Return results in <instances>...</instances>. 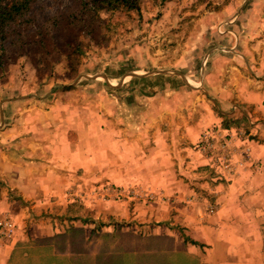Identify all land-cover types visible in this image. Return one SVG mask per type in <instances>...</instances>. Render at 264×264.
<instances>
[{
	"label": "rangeland",
	"instance_id": "374dc122",
	"mask_svg": "<svg viewBox=\"0 0 264 264\" xmlns=\"http://www.w3.org/2000/svg\"><path fill=\"white\" fill-rule=\"evenodd\" d=\"M124 1L0 0V150L24 151L32 141L48 152L54 140L69 138L89 152L93 141V166L126 169L127 159L129 171L168 172L163 148L182 135H247L251 141L253 124L241 107L229 110L236 118L221 104L223 90L262 78L256 68L264 65V0H128L133 7ZM137 135H146V154L122 155L126 136ZM152 135L164 138L160 154L150 153L159 141ZM119 182L81 189L95 199L98 216L110 202L151 207L158 199L137 183ZM129 187L139 194L125 196ZM143 191L156 200H142ZM207 206L213 216L217 206ZM124 226L100 220L91 249L120 260L121 246L137 243L144 251L138 263H183L172 254L173 238L132 239L122 234ZM176 252L200 264L195 255Z\"/></svg>",
	"mask_w": 264,
	"mask_h": 264
},
{
	"label": "crops",
	"instance_id": "0c3cea01",
	"mask_svg": "<svg viewBox=\"0 0 264 264\" xmlns=\"http://www.w3.org/2000/svg\"><path fill=\"white\" fill-rule=\"evenodd\" d=\"M256 75L262 78L241 79L237 88L222 89L227 104H221L222 112L238 118L239 114L229 111L237 105L253 124L254 135L248 142L251 159L247 162L236 157L235 162L240 163L232 176L214 172L200 151H194L201 135H182L174 147L163 146L168 172L164 167L129 171L127 159H122L126 169L93 166L94 158L97 161L93 141L89 152H82L81 145L69 138L54 140L48 152L32 141L24 151L18 146L0 150V219L8 216L17 226L14 240L0 248V264H116L103 249L98 252L90 247L91 234L100 220L126 223L122 234L132 239L142 234L171 237L176 242L174 251L193 254L200 264H264L263 64L256 68ZM145 136H126L122 155L146 154ZM152 137L159 141L150 153L160 154L164 138ZM131 142H136V147ZM61 143L68 150L60 148ZM107 179L120 181V185L137 183L158 199L151 207L110 202L104 205L103 216H98L95 199L81 189L90 192ZM209 202L217 206L213 216L207 213ZM82 235L84 241L79 239ZM143 253L137 243L124 244L119 261L137 264Z\"/></svg>",
	"mask_w": 264,
	"mask_h": 264
},
{
	"label": "built area",
	"instance_id": "2783aa9c",
	"mask_svg": "<svg viewBox=\"0 0 264 264\" xmlns=\"http://www.w3.org/2000/svg\"><path fill=\"white\" fill-rule=\"evenodd\" d=\"M247 135H202L200 140V151L214 160V165L221 170L226 176L235 174V167L240 162H235V158L239 157L243 161H249L251 158L252 149L247 143ZM235 142L241 145L235 147ZM124 190L123 194L138 195V190L135 187ZM147 194V195H146ZM142 200L155 201L156 196L143 191L141 193ZM212 213L215 210L211 211ZM17 226L15 222L8 216L0 219V248L9 245L15 238Z\"/></svg>",
	"mask_w": 264,
	"mask_h": 264
},
{
	"label": "trees",
	"instance_id": "16d2710c",
	"mask_svg": "<svg viewBox=\"0 0 264 264\" xmlns=\"http://www.w3.org/2000/svg\"><path fill=\"white\" fill-rule=\"evenodd\" d=\"M125 3V5H129L130 7H133L134 5L131 3V5L128 3V0H125L124 1ZM193 244H196V243H193ZM175 257L177 256V257H180V258H182V260H183V263H181V264H199V262L197 261V259H194L193 257H190V256H188V255H184V254H182V253H178V252H176V251H174L173 253H172ZM114 263H116V264H121V261H119V260H114ZM137 264H144V263H137ZM162 264V263H161ZM165 264H172L171 263V261L170 260H168Z\"/></svg>",
	"mask_w": 264,
	"mask_h": 264
}]
</instances>
